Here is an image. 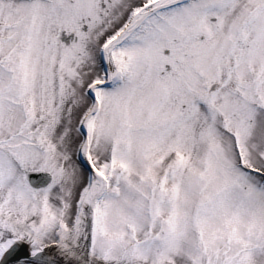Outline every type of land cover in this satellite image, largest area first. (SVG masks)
Wrapping results in <instances>:
<instances>
[{
  "label": "snow or ice",
  "instance_id": "snow-or-ice-1",
  "mask_svg": "<svg viewBox=\"0 0 264 264\" xmlns=\"http://www.w3.org/2000/svg\"><path fill=\"white\" fill-rule=\"evenodd\" d=\"M0 264H264V0H0Z\"/></svg>",
  "mask_w": 264,
  "mask_h": 264
}]
</instances>
